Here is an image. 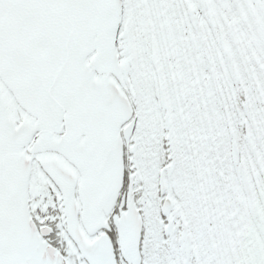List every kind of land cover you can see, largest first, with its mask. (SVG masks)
Wrapping results in <instances>:
<instances>
[{"label":"snow or ice","instance_id":"6c2138e0","mask_svg":"<svg viewBox=\"0 0 264 264\" xmlns=\"http://www.w3.org/2000/svg\"><path fill=\"white\" fill-rule=\"evenodd\" d=\"M0 264H264V0H0Z\"/></svg>","mask_w":264,"mask_h":264}]
</instances>
